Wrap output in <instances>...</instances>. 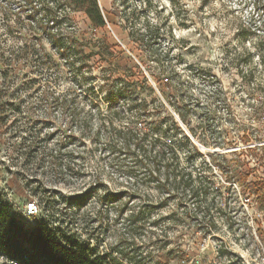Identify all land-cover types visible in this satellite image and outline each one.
<instances>
[{"label": "rangeland", "instance_id": "obj_1", "mask_svg": "<svg viewBox=\"0 0 264 264\" xmlns=\"http://www.w3.org/2000/svg\"><path fill=\"white\" fill-rule=\"evenodd\" d=\"M99 4L118 14L106 33L130 55L134 46L120 17L135 12L134 23L142 30L150 21L164 75L193 102V126L198 132L217 136L228 131L233 139L236 127L232 120L248 125L254 118V110L264 101V0H99ZM78 17L81 29L87 31L90 22L83 15ZM2 23L0 13L2 45L14 46ZM104 35L101 30L93 31L87 38ZM18 71L32 76L30 69ZM215 88L222 92L218 99H211ZM20 93L27 112L28 101L35 102L38 95ZM32 109L21 123L9 124L2 131L0 193L17 212H24L25 205L41 203V198L48 200L47 211L42 212L45 219L119 264H264V206L243 194L238 179L227 181L218 171V166L226 165L222 159L205 156L196 162L199 169L204 162L211 167V179L222 189L210 197L208 214L214 225L207 231L199 216L183 220L186 211L174 202L166 203V195L128 178L126 159L112 152L106 142L94 145L72 140L66 136L82 133L67 124V116L43 107ZM28 117L31 122L25 123ZM25 130L42 137L52 134L44 145L61 151V163L66 165L70 159L72 169L59 174L48 163L13 165L12 154L7 155L9 145ZM198 146L205 154L221 155L247 147L243 143L225 149ZM36 187L42 192L33 191ZM139 208L149 217L146 224L129 221ZM38 217L26 213L22 219L33 225ZM0 264L6 263L0 259Z\"/></svg>", "mask_w": 264, "mask_h": 264}, {"label": "trees", "instance_id": "obj_2", "mask_svg": "<svg viewBox=\"0 0 264 264\" xmlns=\"http://www.w3.org/2000/svg\"><path fill=\"white\" fill-rule=\"evenodd\" d=\"M0 13L5 35L14 45L3 46L0 34V145L2 131L9 124L21 123L33 106L43 107L67 116V124L77 126L82 133L66 137L94 145L106 142L112 152L126 159L129 166L124 173L128 178L166 195V203L174 202L186 211L183 220L199 216L207 231L214 225L208 214L210 197L222 189L216 188L208 164L196 167L205 156L222 159L226 165L218 166V171L227 181L238 179L243 194L255 197L264 206V101L254 110L248 125L232 120L236 127L233 139L228 131L217 136L200 133L193 126V102L186 100L164 75L150 21L142 30L134 23L135 12L120 17V25L129 31L134 46L130 55L109 40L107 26L119 17L114 11L102 9L99 0H0ZM79 15L90 22L87 31L81 29ZM99 30L105 32L103 38H87L90 32ZM19 68L30 69L31 78ZM53 70L55 76L48 77ZM20 92L38 95L35 102L28 101L27 112ZM221 92L217 88L211 99H218ZM27 122H31L29 117ZM22 134L17 133L9 145L7 155L12 154L13 165L48 163L51 171L59 174L72 169L70 159L66 165L61 163V151L44 145L52 134L42 137L31 130ZM197 143L214 149L238 143L247 147L222 155L205 154ZM228 156L232 159L227 160ZM33 189L42 192L38 187ZM47 201L41 198V203L35 202L39 217L31 225L22 219L27 205L19 213L0 193L1 260L6 264H119L45 219L42 212L47 211ZM146 216L139 208L129 221L146 224Z\"/></svg>", "mask_w": 264, "mask_h": 264}, {"label": "built area", "instance_id": "obj_3", "mask_svg": "<svg viewBox=\"0 0 264 264\" xmlns=\"http://www.w3.org/2000/svg\"><path fill=\"white\" fill-rule=\"evenodd\" d=\"M27 214L29 217H33V216L38 214V208H37L36 204L32 203V204L28 205Z\"/></svg>", "mask_w": 264, "mask_h": 264}, {"label": "water", "instance_id": "obj_4", "mask_svg": "<svg viewBox=\"0 0 264 264\" xmlns=\"http://www.w3.org/2000/svg\"><path fill=\"white\" fill-rule=\"evenodd\" d=\"M155 86V85H154ZM176 118H178V117H176ZM179 120V119H178ZM182 127H183V129L189 134V131L185 128V126L184 125H182ZM199 147V146H198Z\"/></svg>", "mask_w": 264, "mask_h": 264}]
</instances>
